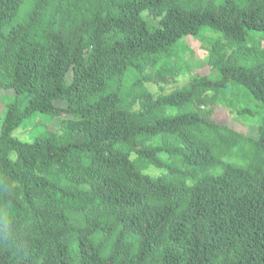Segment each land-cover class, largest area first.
<instances>
[{
    "label": "trees",
    "instance_id": "trees-1",
    "mask_svg": "<svg viewBox=\"0 0 264 264\" xmlns=\"http://www.w3.org/2000/svg\"><path fill=\"white\" fill-rule=\"evenodd\" d=\"M188 37L208 72L167 92ZM242 47L264 0H0V264H264V58L222 68Z\"/></svg>",
    "mask_w": 264,
    "mask_h": 264
},
{
    "label": "rangeland",
    "instance_id": "rangeland-1",
    "mask_svg": "<svg viewBox=\"0 0 264 264\" xmlns=\"http://www.w3.org/2000/svg\"><path fill=\"white\" fill-rule=\"evenodd\" d=\"M113 2L117 3L120 0H112ZM158 15V13L156 14ZM186 46L188 47L190 52L186 53V62L190 66V70L184 69L182 74L177 78L176 83H172L166 87L167 92H171L172 90L176 88H180L184 86L188 81L190 80V77L195 74H201L204 75L208 72V69L206 67H202L201 64L208 59L209 51L208 47L205 46L201 41L198 39H194L191 37L186 38V41L184 40ZM252 57H262L264 58V48L261 50H256L252 47H242L239 48L233 52L230 53L227 61L224 63L222 68L225 67H233L239 60L244 58H252ZM144 88H146L149 96L155 98L160 90L159 87L156 86L153 83H149L146 85L138 84L134 87V93L133 97L130 98L128 101L125 102L124 107L126 109H137L140 99V94L142 91H144ZM12 91H1L0 96H12ZM255 103V102H253ZM256 104V103H255ZM58 106L65 107L66 104L63 102H58ZM3 109V104L0 103V112ZM1 114V113H0ZM213 121L225 124L228 126L231 131L235 133L234 139L237 141H240L243 137H257V131H256V124L254 120H235L233 119L230 112L221 107H216L214 115H213ZM52 130H56L59 128V120H54L50 127ZM24 128H20L17 131L14 132V136L17 138H20L22 140L28 141V138H25L26 134L24 133Z\"/></svg>",
    "mask_w": 264,
    "mask_h": 264
}]
</instances>
